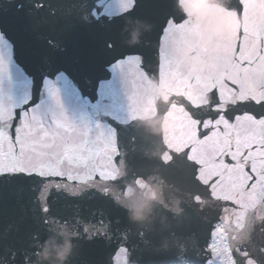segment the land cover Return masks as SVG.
Returning a JSON list of instances; mask_svg holds the SVG:
<instances>
[{
  "label": "water",
  "instance_id": "1",
  "mask_svg": "<svg viewBox=\"0 0 264 264\" xmlns=\"http://www.w3.org/2000/svg\"><path fill=\"white\" fill-rule=\"evenodd\" d=\"M111 2L97 0L101 14ZM197 2L174 0V6L179 13L198 21L209 45L223 52L225 37L239 26L236 0H203L199 7H193ZM46 3L58 9V16L70 9L75 12L82 8L79 0H46ZM73 3L75 8L71 7ZM31 7L32 4H25V12ZM49 11V7H45L37 15L47 17ZM25 12H17L13 4L4 16L15 42L9 75L3 83L5 97H10L17 105L30 98L31 103L42 105L43 115L50 109L59 110L49 94L55 87L70 120L79 123L87 118L93 124H114L119 129L125 164L120 169L121 183L112 189V196L122 210L110 198L85 200L88 190L84 186L74 189L69 184L56 188L54 180L48 188L54 203L46 228L34 218L41 215L38 201L31 203V198L41 195L44 186L26 181L22 198L28 207L27 216L23 220L17 216L0 222V233L8 230V244L18 249L29 244L24 264H106L116 248L115 242L109 246L100 240H80L82 225L98 207H103L113 221L119 219L121 228L131 227L129 238L140 246L135 264H205L208 232L217 224L225 229L217 241L222 250L225 246L247 248L253 252L256 264H264V192L258 190L252 202L248 193L242 191L241 207L228 208L223 219H220L221 204L207 199L204 193L201 195H205V202L196 204L199 189L192 176L193 166L183 153L189 141L170 135L173 113L195 128L183 108L177 107L186 106L184 98L174 96L162 81L153 78L133 104L130 99L133 89L113 68L116 59L131 51L144 54L155 66L158 38L171 14L170 0H142L132 16L116 18L111 23L105 17L103 26L97 22L87 23L74 14L55 26L42 25L33 30L26 22ZM10 21L24 23L21 26ZM229 25L233 26L231 30ZM109 39L116 42L115 48H107ZM0 51L7 53L3 42H0ZM105 93L108 95L101 101ZM188 99L205 105L196 115L208 114L210 97L189 96ZM242 99L240 94L223 92L220 106L227 104L230 111H239L242 109L237 101ZM130 108H134L135 119L127 122ZM50 114L48 112L49 118ZM192 137L194 141V131ZM170 151L173 160L164 164L162 157ZM213 170H228L235 176V169L226 164L223 157ZM137 179L143 180V187L136 183ZM221 188L215 195L227 199L228 190L221 191ZM231 188L239 190L240 184L232 183ZM74 192L78 195L74 196ZM33 207L35 214L31 211ZM134 210H139L141 219H133ZM34 233H38L39 238L31 240ZM66 243L70 244V251L61 260L57 251ZM46 247L49 255L45 259L40 254ZM32 249L36 250L35 254Z\"/></svg>",
  "mask_w": 264,
  "mask_h": 264
},
{
  "label": "snow or ice",
  "instance_id": "2",
  "mask_svg": "<svg viewBox=\"0 0 264 264\" xmlns=\"http://www.w3.org/2000/svg\"><path fill=\"white\" fill-rule=\"evenodd\" d=\"M202 2L198 0L193 7H199ZM5 3L8 6H3ZM79 3L81 9L75 12L70 9L58 16V9L51 8L46 0H0V42L7 45V53L0 51V222L17 216L23 220L27 216L28 207L22 198L26 181L44 186L38 198H31L32 204L39 203L41 215L34 218L44 228L48 226L54 203L48 194L54 180L56 188L69 184L74 189L84 186L88 190L85 200L110 198L121 209L112 196L113 187L121 183L120 169L125 164L119 129L114 124H93L87 118L79 123L70 120L55 87L49 94L59 110L50 109L43 115L40 103H31L28 98L17 105L10 97L6 98L3 91L15 50V42L4 21L11 5L15 4L17 12H25V4H32L25 17L31 28L37 30L42 25L55 26L74 14L87 23L97 22L103 26L105 17L111 23L113 19L132 16L142 0H112L104 7L103 14L97 7V0H79ZM170 5L171 14L163 24L155 50V66L144 54L131 51L116 59L113 68L133 89L130 97L133 104L153 78L162 81L174 96L184 98L186 106L177 107L183 108L195 128L173 113L170 135L189 141L183 153L193 166L192 176L199 189L195 203L203 204L206 195L207 199L221 204L220 219H223L228 208L241 207L242 191L248 193L252 202L258 190L264 192V0H236L239 26L225 37L223 52L209 45L198 21L179 13L174 0H170ZM45 7L50 9L48 16H38ZM71 7L75 8V3ZM10 23L23 26L24 21ZM106 46L113 49L116 42L109 39ZM223 92L243 96L244 99L237 101L242 110L230 111L227 104L221 107ZM107 95L103 94L101 101ZM189 96L210 97L208 114L196 115L205 105L192 103ZM133 119L134 108H130L127 122ZM221 157L235 169V176L228 170H213ZM172 160L171 151L162 157L164 164ZM237 182L240 189H232L231 184ZM136 183L143 187L142 179H137ZM218 188L228 190L227 199L215 195ZM31 211L35 214L36 208ZM119 225V219L113 221L103 207H98L91 213V219L82 225L80 240H100L109 246L115 242L116 248L109 254L106 264H135L140 246L129 238L131 227ZM7 231L0 233V264L5 261L6 264H24L29 244L19 249L11 246L6 242ZM224 231L218 224L210 228L204 246L205 264H241V261L256 264L253 252L247 248L225 246L222 250L218 246L217 241ZM33 237L39 238V234L34 233L31 240ZM35 252L32 249V254Z\"/></svg>",
  "mask_w": 264,
  "mask_h": 264
},
{
  "label": "clouds",
  "instance_id": "3",
  "mask_svg": "<svg viewBox=\"0 0 264 264\" xmlns=\"http://www.w3.org/2000/svg\"><path fill=\"white\" fill-rule=\"evenodd\" d=\"M231 27H233L232 25H229V30H231ZM133 219H141V213L139 212V210H134L133 213ZM70 244H65V246L62 249H58L57 251V255L59 257V259L63 260L66 258L68 252L70 251ZM42 258H48V251H47V247L45 248V250L40 254Z\"/></svg>",
  "mask_w": 264,
  "mask_h": 264
}]
</instances>
